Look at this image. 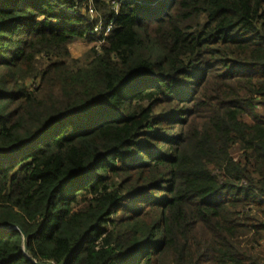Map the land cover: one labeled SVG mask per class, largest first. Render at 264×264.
<instances>
[{
	"label": "trees",
	"instance_id": "1",
	"mask_svg": "<svg viewBox=\"0 0 264 264\" xmlns=\"http://www.w3.org/2000/svg\"><path fill=\"white\" fill-rule=\"evenodd\" d=\"M261 242L264 0H0V264H264Z\"/></svg>",
	"mask_w": 264,
	"mask_h": 264
},
{
	"label": "rangeland",
	"instance_id": "2",
	"mask_svg": "<svg viewBox=\"0 0 264 264\" xmlns=\"http://www.w3.org/2000/svg\"><path fill=\"white\" fill-rule=\"evenodd\" d=\"M63 9H65V7H63ZM73 12V11H71ZM82 16V18L86 19V21L91 25V27L94 29V32L96 31V27L99 29L98 31H96L94 34H96L97 36L100 34V27L103 25L102 23V15L100 12H96L94 11V8L92 7H81V11L80 14ZM99 45L100 42L97 41H93L91 39L87 40V39H83V40H79L76 41L72 44H70L68 46V50H69V54L71 59L73 60H78L79 63H84L85 60L87 59V55L88 53L92 50V48L96 47L97 50H99ZM231 155L237 159L239 156V152L237 150V148H233L231 150ZM260 250L264 251V243L261 242L260 243Z\"/></svg>",
	"mask_w": 264,
	"mask_h": 264
},
{
	"label": "water",
	"instance_id": "3",
	"mask_svg": "<svg viewBox=\"0 0 264 264\" xmlns=\"http://www.w3.org/2000/svg\"><path fill=\"white\" fill-rule=\"evenodd\" d=\"M2 229H4V230H11L12 228L11 227H1ZM24 235V234H23ZM25 248H26V246H25ZM37 264H39V263H37Z\"/></svg>",
	"mask_w": 264,
	"mask_h": 264
}]
</instances>
